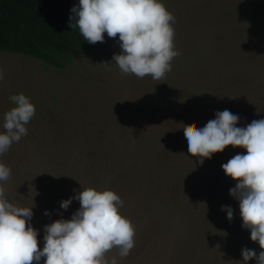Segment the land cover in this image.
Returning <instances> with one entry per match:
<instances>
[{
  "label": "rangeland",
  "instance_id": "1",
  "mask_svg": "<svg viewBox=\"0 0 264 264\" xmlns=\"http://www.w3.org/2000/svg\"><path fill=\"white\" fill-rule=\"evenodd\" d=\"M162 2L180 52L164 80L123 74L113 60L119 38L107 33L64 68L0 52V131L11 95L24 93L36 107L28 135L0 156L12 170L0 186L10 203L32 208L41 250L45 225L80 207L61 202L92 187L120 195L136 228L130 254L113 249L109 262L244 264L245 247L264 251L242 226L230 194L237 181L222 168L247 150L229 145L201 165L184 136L185 125L204 127L225 109L239 115L238 127L264 119V0ZM222 206L233 208L231 221Z\"/></svg>",
  "mask_w": 264,
  "mask_h": 264
},
{
  "label": "clouds",
  "instance_id": "2",
  "mask_svg": "<svg viewBox=\"0 0 264 264\" xmlns=\"http://www.w3.org/2000/svg\"><path fill=\"white\" fill-rule=\"evenodd\" d=\"M71 11L70 27L78 28L88 43L104 42L105 33L109 38H119L122 52L114 54L113 60L125 75L164 80L172 70V61L180 55L175 47V17L162 0H79ZM3 80L0 71V82ZM9 100L14 107L3 117L0 156L28 135L26 125L36 113L34 103L24 93L11 95ZM215 117L204 127L185 125L188 151L202 165L205 158L211 159L229 145L247 150L222 168L237 181L230 194L239 201L242 226L264 249V119L238 127L240 117L230 110L217 111ZM11 171L0 162V182L8 181ZM73 199L79 201V209L71 219L45 225L41 250L38 230L29 223L32 208L10 203L6 189L0 186V264H39L42 258L44 264H117L115 257L110 262L107 257L113 249H119L121 258L127 257L135 247L136 228L120 211L124 203L120 195L89 187L63 200L61 208L67 210ZM222 210L231 221L233 208L222 206ZM242 256L244 264L254 258L257 264H264V251L257 254L245 247Z\"/></svg>",
  "mask_w": 264,
  "mask_h": 264
},
{
  "label": "trees",
  "instance_id": "3",
  "mask_svg": "<svg viewBox=\"0 0 264 264\" xmlns=\"http://www.w3.org/2000/svg\"><path fill=\"white\" fill-rule=\"evenodd\" d=\"M79 0H0V52L40 59L59 68L72 52L96 47L70 27ZM105 35V34H104Z\"/></svg>",
  "mask_w": 264,
  "mask_h": 264
}]
</instances>
